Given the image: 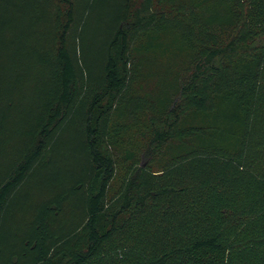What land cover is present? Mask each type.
Returning a JSON list of instances; mask_svg holds the SVG:
<instances>
[{
	"label": "trees",
	"instance_id": "obj_1",
	"mask_svg": "<svg viewBox=\"0 0 264 264\" xmlns=\"http://www.w3.org/2000/svg\"><path fill=\"white\" fill-rule=\"evenodd\" d=\"M36 1L47 87L0 174V257L17 195L75 116L87 167L46 200L10 264H88L115 242L122 264H264V0H122L91 77L79 47L87 5Z\"/></svg>",
	"mask_w": 264,
	"mask_h": 264
},
{
	"label": "rangeland",
	"instance_id": "obj_2",
	"mask_svg": "<svg viewBox=\"0 0 264 264\" xmlns=\"http://www.w3.org/2000/svg\"><path fill=\"white\" fill-rule=\"evenodd\" d=\"M87 5L84 26L81 32V54L89 76L98 72L93 62L100 56L107 38L108 28L115 16L117 6L122 0H81ZM6 15L7 21L2 25L0 19V37L4 35L7 48L0 51V174L11 162L12 155L21 151L30 134V127L42 111L47 85L41 77V64L37 51L42 45L45 32L40 3L36 0H8L0 5V18ZM5 18V17H4ZM6 55L7 60L2 56ZM151 82L146 87L148 91ZM128 122L127 124H130ZM79 121L74 116L60 131L59 149L51 163L44 166L35 177L17 195L12 209L3 226L2 243L5 253L0 257V264H10L9 252L18 249L20 241L32 234L31 223L35 214L42 211L47 199L74 183L87 167L82 151ZM139 145L143 146L139 135ZM130 139L121 140L128 145ZM121 155V153H119ZM74 197L72 203H77ZM71 215L66 209L62 218V227L55 229L62 234L76 221L79 209ZM122 242L106 246L102 256L88 264H122L125 248ZM28 259L27 261H29ZM19 264H27L19 262Z\"/></svg>",
	"mask_w": 264,
	"mask_h": 264
}]
</instances>
